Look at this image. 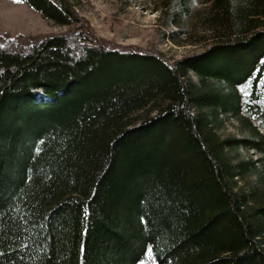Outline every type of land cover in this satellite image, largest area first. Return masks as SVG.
<instances>
[{"label": "trees", "instance_id": "trees-1", "mask_svg": "<svg viewBox=\"0 0 264 264\" xmlns=\"http://www.w3.org/2000/svg\"><path fill=\"white\" fill-rule=\"evenodd\" d=\"M21 1L68 29L0 34V264H264V0H153L178 59Z\"/></svg>", "mask_w": 264, "mask_h": 264}, {"label": "rangeland", "instance_id": "rangeland-1", "mask_svg": "<svg viewBox=\"0 0 264 264\" xmlns=\"http://www.w3.org/2000/svg\"><path fill=\"white\" fill-rule=\"evenodd\" d=\"M74 1L79 4V13L89 20V23L100 36L108 40L131 44L144 49L159 50L171 59L186 57V55L200 52L204 48L202 44L186 42L184 37H182L181 43H174L166 38L159 26V12L153 10V0ZM67 29V26L55 24L52 20L43 17L38 11L21 0H0V34L5 31L12 34L19 32L23 34L62 33ZM197 33L199 30L197 32L191 30L187 35L191 34L192 39H194ZM239 90L244 96L242 100L247 101V96L251 92L250 82L239 86ZM258 94L261 96L258 103L264 105V79L259 84ZM149 113L150 111L147 109L140 110L134 113V117L142 118ZM220 134L222 136L241 137L244 132L238 121L231 120L226 122ZM240 154L244 157L255 156L252 150L250 152L240 150ZM140 264H155L149 251H147L146 259Z\"/></svg>", "mask_w": 264, "mask_h": 264}, {"label": "snow or ice", "instance_id": "snow-or-ice-1", "mask_svg": "<svg viewBox=\"0 0 264 264\" xmlns=\"http://www.w3.org/2000/svg\"><path fill=\"white\" fill-rule=\"evenodd\" d=\"M148 251H149V254H151V248H149V250H148Z\"/></svg>", "mask_w": 264, "mask_h": 264}]
</instances>
